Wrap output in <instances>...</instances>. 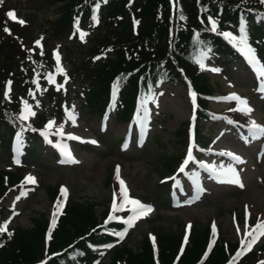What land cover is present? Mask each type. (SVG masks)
I'll list each match as a JSON object with an SVG mask.
<instances>
[{
  "label": "rangeland",
  "instance_id": "rangeland-1",
  "mask_svg": "<svg viewBox=\"0 0 264 264\" xmlns=\"http://www.w3.org/2000/svg\"><path fill=\"white\" fill-rule=\"evenodd\" d=\"M65 3V0L60 3L56 0H3L2 3L0 2V15L6 19L3 22L11 24L13 28L9 33L5 32L6 37L0 38L2 58L6 59V68H9L7 71L0 69V104L3 108L11 109L16 104L23 105L24 102H27L30 112L34 111L30 100L24 98L30 90V86L24 87V81L29 76L23 75L22 67L24 65L22 64L24 61L29 63L33 59L50 54L63 68H70L73 57L68 56L67 52L72 50L74 55H79L80 51L89 43L93 33H91L87 22L74 23L71 28L73 36L69 35V38L67 35L59 38L54 35L56 32V30L54 31V23L59 18L56 8L60 4L65 5ZM167 5L168 13L177 23L183 16L181 8L175 0L172 4L167 3ZM9 11L15 13L17 20L24 23L28 20L29 24L22 28L21 23L6 15ZM165 13L167 12L161 9L157 10L160 22L164 21ZM198 15L199 12H196V21L199 26L201 22L198 20ZM94 17L95 19H93ZM95 21L94 11L92 23ZM174 25L175 27L170 23L167 24V43L171 45L173 51H176L174 43L177 39V33L182 31L180 26ZM195 29L198 30V27ZM81 33L85 34L83 38H81ZM159 38L161 36L152 40H145L144 48L150 49L153 46H158L156 41ZM112 41L115 42V40ZM136 43L138 48L139 45L143 47L139 35L134 36L130 42V44ZM107 46L110 45L105 47ZM105 47L100 52H104ZM224 58L228 60V57ZM239 63L240 61L230 64L229 67H226L225 73L222 70L224 66H216L212 57H206L198 64L202 72H197V74H200L210 86L213 102L219 103L236 98H239V100L237 99L238 102L246 101L247 109H250L248 111L250 121L264 127V96L261 97L262 93L251 88L249 76L246 70L239 67ZM15 64V67L10 68ZM195 67V65L187 64L184 71L194 73ZM83 70H86L85 66ZM80 86V84L72 85L67 99L62 103V106L68 110V116L64 120H59L60 114L51 115L53 109L49 98H43L42 105L35 107L36 109L39 106V109L42 110L41 114L49 115L50 120L55 122L53 128L68 136L69 138L66 139L74 143L76 149H72L71 154L77 157V164L71 166L70 164L54 163L48 150L42 153L34 150L29 153L27 162L36 165V168L42 172V174L39 173L38 177L32 173L36 172L34 169H30L31 172L25 170L5 172L1 170L2 167L8 168L14 163L11 165L7 157L0 153V185L3 186L2 191H0V225L5 223L7 225L6 231L0 232V245L2 247L11 242L18 227L31 226V220L40 214H44L52 222L53 212L56 211L55 206L59 203L62 204V207L59 208L55 217L57 226H50L51 231L47 233L48 235L55 234L61 220L68 216L69 205L64 202L65 199L60 193L58 195L56 192H52L51 187L54 188L57 184L62 183L67 188L68 192L71 193L70 198L72 200L95 203L96 207L93 212L95 219L99 220L103 215L110 216L117 212V210H113V192L107 182L115 162L123 168L127 184L132 188L134 195L144 200L142 201L144 205L151 208L149 211L151 216L147 221H139L141 217L137 218L138 224L127 240V247L138 249L143 240L147 239L151 249L158 254L161 244H159L158 238L147 237L148 231L167 234L176 231L178 233L184 221H192L196 228L203 229L213 219L217 230L224 234L225 238L240 237L244 240L248 237L244 233L246 224L243 220L242 223L234 220L231 213L236 211L242 217V211L248 207L255 211H264V132H257L256 138H254L252 133L247 130L245 132L251 137L245 134L244 138L247 144H240L243 137L240 133L226 128H217L216 131L212 128L215 132L211 133V138L214 137L207 146V150L204 151V158L201 163L216 169L218 175L209 180L202 174H193L192 177L195 182L198 181L199 177L201 178L199 184L200 189H202L201 193L195 194L192 188L184 194L176 192L172 200L170 199L172 206H168L167 189L159 182L162 177L169 175L172 171L165 162H169L171 157L176 158L185 149L184 141L179 138L184 137L182 133L183 129L185 130L186 121L192 117L185 91L179 86L174 87L171 84L170 87H167L164 85L154 92L152 101L148 98L147 101H150L151 106L149 109L148 104L145 107L153 115L160 116H158L155 126L148 128L152 135L146 140L145 145L147 146L142 153V150L133 149L130 151V145L127 148L118 145V138L127 128V124L119 123L112 116L108 119L107 135H99L102 143L99 142L100 147L98 146L97 135L99 131H103V128L101 124L97 128L99 118L97 113L90 111L88 107L85 108L84 104L83 109L77 106L80 105L81 107L82 105L81 100L79 101ZM6 91L7 97H5ZM70 101H74V104L68 105ZM37 103L38 101H35V104ZM239 105L245 108L243 104L239 103ZM206 126L208 124L202 123L201 125L202 128H207ZM208 127L211 129V126ZM152 129L153 132L151 133ZM154 134L157 136L153 138ZM90 141H95V143ZM32 148L39 149L35 144ZM223 163L225 164L222 165ZM229 168L234 170L239 183L229 182L233 179V173L227 171ZM199 171L204 173L201 169ZM26 177L41 183L36 192L30 198L15 200L16 204H13L10 198L4 199L6 191L19 178ZM203 189L207 190L203 191ZM116 204L119 207L118 199ZM5 205L15 207V211H22L17 216L12 215L5 208ZM103 211L104 213L101 214ZM115 215H118V212ZM237 228L241 230L239 233ZM253 229H248V231L253 232ZM254 235L259 238L253 244L264 241V235H260L259 232H255ZM252 239L253 236H250L249 241ZM149 240L156 245V249ZM230 246L231 249L225 251L226 259L220 264H229L230 261H233V264L244 263L246 257L234 256L235 259L233 260L234 257L231 255L233 253L236 255L239 250L235 245L230 244ZM173 250L172 255H165L172 257V261L175 260L179 245L173 247ZM120 256L121 254L116 258L117 264H126ZM18 259V264H35L36 262V259L28 262V258H25L24 255ZM107 261L106 258L102 264Z\"/></svg>",
  "mask_w": 264,
  "mask_h": 264
},
{
  "label": "trees",
  "instance_id": "trees-1",
  "mask_svg": "<svg viewBox=\"0 0 264 264\" xmlns=\"http://www.w3.org/2000/svg\"><path fill=\"white\" fill-rule=\"evenodd\" d=\"M61 1L56 0L59 3ZM65 1V5L60 4L56 8V13L59 14V18L54 23V31L56 30L54 32L55 36L59 38L67 35L70 31L71 22L77 18L80 21H90L92 12L96 8L100 29L93 33L92 38L88 41L89 44L80 51L79 56L84 53L86 48L87 53L91 55L101 47H105L106 45L112 46L111 56L107 55L106 58L94 64H90L89 62L82 64L83 67H86V72L83 74V77L88 85L83 94L84 97H87L85 104L91 111L101 112L107 99L108 83L112 76L118 73L128 72L130 77L129 88L123 89L121 96L124 109L119 114L122 118H126L127 115L131 114L134 108L137 90L139 85L141 86L146 80L147 74L162 78V81L180 83L184 79L183 68L185 69V66L192 57L194 59L198 56L203 57L206 51H208V48L205 47L206 45H211L215 49L220 47V37L208 29L206 19L207 11L209 12L210 9L214 10L215 23L219 30H222L221 26L225 19L231 20L232 18L236 19L242 16L244 21H250V15L246 10H250L253 14H258L256 16L257 20H264V2L262 0H175L177 5L180 6L183 15V18L177 23L172 15L168 13L167 3H172L173 0ZM218 1H220L219 3L221 5L225 6L224 9L220 5L217 7L216 4H219ZM197 4L200 5L197 7ZM201 5L208 10L202 15L205 25L200 23L198 26L196 12L198 9L203 8ZM227 7H232L234 14H231V11ZM159 9L167 12L162 22H160L157 14V10ZM2 18L0 15V38L6 37L4 29L7 25H5L6 22L4 23ZM169 23L174 27V24L181 27L182 32L177 33V39L174 43L176 51H173L171 45L167 43V24ZM196 27H198V30L195 35L193 29ZM258 28L262 31L256 30L257 34H264V23ZM135 30H137V35H139V40L142 42L143 47L139 45L138 48L137 43L130 44L133 37L136 36L133 34ZM157 36H161L156 41L158 46H153L150 49L144 48L146 45L145 40H152ZM112 40H115V42ZM128 47L130 49L129 51ZM2 55L0 51V69L7 71L9 68H6V59L2 58ZM26 63L24 61L22 65H28ZM15 66L16 64L10 66V68ZM23 70L24 73L30 71L28 67H23ZM189 74L191 76H187L193 80L199 96L195 115L197 116L198 114L201 116L202 112L207 110H203L206 108L203 95L211 93L210 86L207 85L202 76H194V73ZM49 78H51V82ZM60 78L59 72L55 69L48 68L47 70L40 71L36 75H32L29 80L32 81L30 84L34 80H38L43 82L47 87L52 86L54 83L59 84ZM30 92L32 95H30ZM27 96L32 98L39 97L40 92L37 88H33L30 89ZM4 109L0 104L1 150L8 152L10 134H17L22 138H31L35 141H41L48 136V131L34 126L31 120L21 119V114L11 118L6 116L3 113ZM12 112L17 113L18 109H12ZM39 121H41L40 118ZM182 135L184 137H180L179 139L185 142L187 133L184 129ZM175 160V157H171L169 162H165L168 168L171 169L173 167ZM2 189L3 186L0 185V191ZM51 190L55 192V188L51 187ZM95 207V203L87 201L80 202L77 199L70 201L68 205V216L61 220L51 240L45 234L49 222L44 214H40L31 220V226L18 227L11 242L0 249V264H18V258H22L23 255L25 258H28V262L36 259V264H62L63 262L76 264L79 260L82 263L87 262L91 254L89 252V244L104 242L99 237L98 232L104 227H109V225L113 224L109 219H105L102 222L98 221L97 218L96 220L93 214ZM207 233V226L203 229L195 228L190 242L180 252L175 262L172 261V257L165 256L172 255L174 252L173 247H176L181 241V234L172 231L171 234H157L159 244L162 247H159V253L157 255L152 252L146 239L143 240V243H141L138 249L127 247L125 244L122 247H115L109 253L108 261L104 264H117L116 258L120 254V258L124 259L126 264H220L226 259V252L224 250L225 240L222 239L216 244L210 243L208 257L204 259V247L208 243ZM228 244L230 243L228 242ZM256 259V255L253 253L247 256L242 264H251Z\"/></svg>",
  "mask_w": 264,
  "mask_h": 264
},
{
  "label": "snow or ice",
  "instance_id": "snow-or-ice-1",
  "mask_svg": "<svg viewBox=\"0 0 264 264\" xmlns=\"http://www.w3.org/2000/svg\"><path fill=\"white\" fill-rule=\"evenodd\" d=\"M0 2H2V0H0ZM262 2H264V0H262ZM6 15H7L10 19L17 20L16 15H15V13H14L13 11H9L8 13H6ZM181 18H183V17H181ZM93 19H95V17H94ZM17 22H19V23H21V24L24 23L23 21H19V20H17ZM212 24H213V30H215V22L212 21ZM4 31L7 32V31H9V30H8L7 28H5ZM83 35H85V34H84V33H81V38H83ZM37 44H39V41H37ZM251 51H252L251 49H248V53H251ZM57 59H58V56H57ZM254 59H255V57H254L253 55H249V60H250V61H254ZM261 74L264 75V73H261ZM49 79H50V82H51V78H49ZM34 82H35V81H34ZM9 84H10V82H9ZM7 95H8V93H7V91H6V92H5V97H7ZM30 95H32L31 92H30ZM234 98H235V97H234ZM236 99L239 100V98H236ZM239 103L243 104L244 107H245V109H246L247 111H250V109H247V102H246V101H239ZM24 104H25V111H29V114H33V115H34V113H31V112H30V110H29V108H28V105H27V102H24ZM236 110H239V109H236ZM20 118H21V119H27V116H26V115H21ZM52 123H53V122L50 121L49 124H48L46 127H51ZM250 132L252 133L253 137L256 138V133H257V132H264V127L258 126V125H256V124L253 122V123H252V126H251V128H250ZM70 138H75V137H70ZM90 142H91V143H95V141H90ZM63 154H64L68 159L72 160V162H74V163L76 162L74 159H72L70 152L65 151ZM230 155H231V154H230ZM190 158H191V149H189L188 157L186 158V160H185L184 163L187 164L188 159H190ZM234 158L237 159V160L239 159L238 157H234ZM183 168H184V165L181 166L180 171H183ZM227 171L233 173V179H232L231 181H229V182H232V183H239L238 177L235 176L234 170L231 169V168H229ZM27 179H28L30 182H34V181H32V178H30V177L27 178ZM117 180L119 181V169H117ZM119 182H120V184H121L120 195H121V197H122L123 199H122V201H121L119 207H117V204H116V194L113 193V210L116 211V210H120V209H122L125 203L132 205L133 207H132L130 210L134 213V216H133L132 218H130V220L128 221L129 226H131V220H132V219H135V218H138V217H141V216L147 214V212L151 211V208H150V206H146V205L141 204V203H140L139 201H137V200L129 199L123 181H119ZM61 192H62V194H63V193L66 192V190L62 188V189H61ZM60 207H62V204H59V203L55 206L56 211L53 212V220H52V222H51V226H52V227H55V224H56V219H55V217H56L57 212L59 211V208H60ZM111 219H116V217H113V216L110 215V216H109V220H111ZM106 223H107V221H106ZM6 226H7L6 223H5L4 225H0V232L6 231ZM214 230H215V229L213 228V231H214ZM50 231H51V229H50ZM240 231H241V230H240L239 228H237V232L239 233ZM255 232H259L260 235H264V222L258 223V224L255 226V228L253 229V232H249L247 226L245 227V229H244L245 236H253V239L250 240V241L242 240V241H241V248H242V250H250L252 244L255 243L256 239L259 238L258 236H255V235H254ZM9 235H11V234H9ZM116 235H121V233H116ZM153 239H154V238H153ZM185 239H187V237H186ZM238 255H239V253H238ZM234 259H235V257L233 258V260H234ZM229 264H233V261H230ZM261 264H264V262H261Z\"/></svg>",
  "mask_w": 264,
  "mask_h": 264
}]
</instances>
